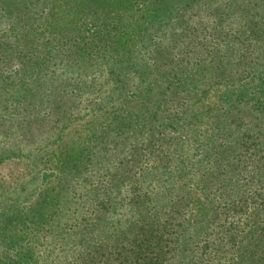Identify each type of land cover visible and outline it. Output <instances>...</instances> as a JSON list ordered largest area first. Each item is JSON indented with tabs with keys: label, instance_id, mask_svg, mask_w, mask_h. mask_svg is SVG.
Instances as JSON below:
<instances>
[{
	"label": "rangeland",
	"instance_id": "obj_1",
	"mask_svg": "<svg viewBox=\"0 0 264 264\" xmlns=\"http://www.w3.org/2000/svg\"><path fill=\"white\" fill-rule=\"evenodd\" d=\"M263 74L264 0L0 1V264H60L83 212L187 163L258 202Z\"/></svg>",
	"mask_w": 264,
	"mask_h": 264
},
{
	"label": "trees",
	"instance_id": "obj_2",
	"mask_svg": "<svg viewBox=\"0 0 264 264\" xmlns=\"http://www.w3.org/2000/svg\"><path fill=\"white\" fill-rule=\"evenodd\" d=\"M250 100L257 117L263 118L264 95ZM213 149L204 146L197 161L209 158ZM201 162L177 167L172 174L163 171L157 178L137 177L120 196L114 194L118 202L100 201L87 209L78 219L79 232L98 227L99 234L85 247L78 237L76 252L60 255V264H264L262 186L255 188L258 202H245L237 192L222 199L209 190L204 176L211 170H202ZM111 168L101 175V183L127 178L117 173L116 165Z\"/></svg>",
	"mask_w": 264,
	"mask_h": 264
}]
</instances>
